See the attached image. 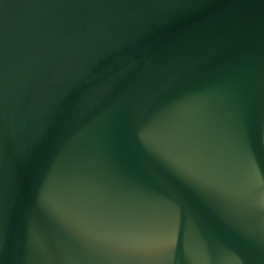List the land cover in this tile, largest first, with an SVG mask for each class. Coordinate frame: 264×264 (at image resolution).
Returning a JSON list of instances; mask_svg holds the SVG:
<instances>
[{"label":"water","instance_id":"1","mask_svg":"<svg viewBox=\"0 0 264 264\" xmlns=\"http://www.w3.org/2000/svg\"><path fill=\"white\" fill-rule=\"evenodd\" d=\"M0 264H264V0H0Z\"/></svg>","mask_w":264,"mask_h":264}]
</instances>
